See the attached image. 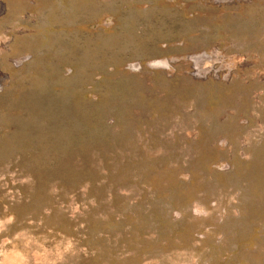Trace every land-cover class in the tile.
I'll return each mask as SVG.
<instances>
[{"label":"rangeland","instance_id":"1","mask_svg":"<svg viewBox=\"0 0 264 264\" xmlns=\"http://www.w3.org/2000/svg\"><path fill=\"white\" fill-rule=\"evenodd\" d=\"M0 264H264V0H0Z\"/></svg>","mask_w":264,"mask_h":264}]
</instances>
